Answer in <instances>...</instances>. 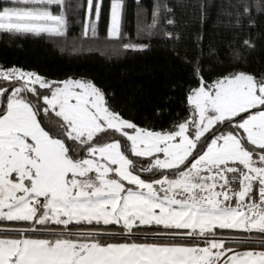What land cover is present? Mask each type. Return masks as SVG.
Segmentation results:
<instances>
[{
    "label": "snow or ice",
    "instance_id": "snow-or-ice-1",
    "mask_svg": "<svg viewBox=\"0 0 264 264\" xmlns=\"http://www.w3.org/2000/svg\"><path fill=\"white\" fill-rule=\"evenodd\" d=\"M101 3L93 16L87 0L85 36ZM122 10L111 0L110 39ZM67 25L65 0H0V32L63 37ZM256 46L247 37L230 55L244 63ZM0 82V264H264V250H238L264 247V71L201 76L190 116L161 131L88 79L0 66ZM225 230L260 236L233 246Z\"/></svg>",
    "mask_w": 264,
    "mask_h": 264
},
{
    "label": "trees",
    "instance_id": "trees-1",
    "mask_svg": "<svg viewBox=\"0 0 264 264\" xmlns=\"http://www.w3.org/2000/svg\"><path fill=\"white\" fill-rule=\"evenodd\" d=\"M260 2L123 0L121 38L117 40L108 38L111 0H102L95 36L91 32L84 35L87 0H65L66 35L0 32V66L32 70L52 81L70 77L91 80L124 118L140 127L171 130L190 116L187 96L190 89L198 87L201 76L211 84L233 72L264 71V10ZM3 4L7 6L9 0ZM95 4L93 0V16ZM245 5H250L247 12ZM250 36L256 38V50L246 62L235 61L229 45H239ZM73 41L77 44L69 47ZM129 43L142 47L123 46ZM75 50L79 52H71ZM46 122L55 126L60 118L49 112ZM249 236L258 238L260 234L225 230L230 244ZM239 249L259 251L264 247L242 244Z\"/></svg>",
    "mask_w": 264,
    "mask_h": 264
},
{
    "label": "rangeland",
    "instance_id": "rangeland-1",
    "mask_svg": "<svg viewBox=\"0 0 264 264\" xmlns=\"http://www.w3.org/2000/svg\"><path fill=\"white\" fill-rule=\"evenodd\" d=\"M87 23H88V18H87ZM74 42V41H73ZM75 44H77L76 42H74L73 44H71L69 47H71V46H73V45H75ZM68 47V48H69ZM74 47V46H73ZM71 52H79V50H75V51H71ZM54 113V112H53ZM1 224H11V222H0ZM238 250H240V251H244L243 249H238ZM248 250V249H247Z\"/></svg>",
    "mask_w": 264,
    "mask_h": 264
}]
</instances>
